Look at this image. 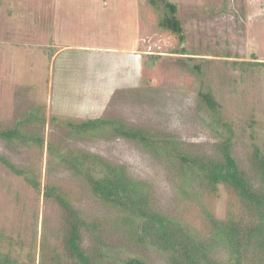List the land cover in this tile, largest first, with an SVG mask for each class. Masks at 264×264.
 Returning a JSON list of instances; mask_svg holds the SVG:
<instances>
[{
  "label": "rangeland",
  "instance_id": "1",
  "mask_svg": "<svg viewBox=\"0 0 264 264\" xmlns=\"http://www.w3.org/2000/svg\"><path fill=\"white\" fill-rule=\"evenodd\" d=\"M172 1L180 8L184 42L160 26V12L148 0H0V131L13 129L38 106L47 117L22 125L24 134L41 136L44 147L0 138V156L35 171L42 182L37 190L0 160V254L22 264H80L66 245L65 209L44 194V186H56L88 225L81 244L93 261L168 264L165 252L133 240L127 213L97 198L49 144L123 167L147 185L157 211L205 241L215 234L209 214L256 223L232 187L188 185L175 158L112 130L81 136L68 124L120 119L176 138L185 152L212 156L224 137L201 101L200 92L210 91L233 129L238 164L260 186L252 155L255 145L264 150V65L234 62H264V0ZM150 54L159 57L150 62ZM257 241L245 250L244 264H264V245ZM213 255L228 264L230 248L217 245Z\"/></svg>",
  "mask_w": 264,
  "mask_h": 264
},
{
  "label": "trees",
  "instance_id": "2",
  "mask_svg": "<svg viewBox=\"0 0 264 264\" xmlns=\"http://www.w3.org/2000/svg\"><path fill=\"white\" fill-rule=\"evenodd\" d=\"M159 10L160 26L176 34L182 42L186 39V31L179 15L178 3L172 0H148ZM55 47L53 55L58 51ZM182 53H187L183 48ZM149 60L155 61L159 54H150ZM148 60V63L150 64ZM147 63V61H146ZM264 65V62H234V64ZM200 70L199 66H196ZM201 101L212 112L213 128L224 137L218 144L215 155H197L185 152L178 146L174 137H158L141 127H134L120 119L104 117L90 118L81 122H69L72 131L81 136H98L112 130L113 134L139 142L146 149L157 155H169L181 162L188 185L197 183L216 190L220 184L232 187L246 206L249 213L255 217L254 225H245L240 221L228 219L221 221L209 214L211 226L215 231L214 240L205 241L196 235L184 223L157 211L151 202L147 185L126 172L123 167L114 166L99 156L88 153L65 152L49 144V149L66 163L74 172L82 176L89 184L92 193L102 202L124 210L127 215L124 221L127 229L136 243L149 245L166 253L168 264H223L215 259L213 249L225 244L230 248L228 264H244V252L255 240L264 245V150L255 145L252 155V167L260 186L256 187L253 178L240 167L233 148V129L224 122L218 109L214 94L210 91L200 92ZM34 121L46 123L47 117L43 106L33 108L28 117L16 127L0 131V138L11 141L18 138L23 141H35L44 147L41 136L23 133V124ZM228 132V135L225 136ZM0 160L13 169L15 173L37 190H41L42 182L39 175L20 169L4 156ZM47 197H55L66 211V245L70 254L80 264H102L93 261L83 249L82 230L87 223L78 210L69 202L62 190L56 186H44ZM216 238L218 242H215ZM257 241V242H258ZM0 264H22L11 255L0 254ZM31 264V263H26ZM54 264H59L55 262ZM126 264H148L140 258H130Z\"/></svg>",
  "mask_w": 264,
  "mask_h": 264
},
{
  "label": "crops",
  "instance_id": "3",
  "mask_svg": "<svg viewBox=\"0 0 264 264\" xmlns=\"http://www.w3.org/2000/svg\"><path fill=\"white\" fill-rule=\"evenodd\" d=\"M113 52H116V50L115 51H111L110 53H113ZM133 72H134V70L132 71V74H133ZM126 73H128V72L126 71ZM124 76H125V74H124ZM125 78H126V76H125ZM121 82H122V79L119 77V83H121ZM125 82H126V80H125Z\"/></svg>",
  "mask_w": 264,
  "mask_h": 264
}]
</instances>
